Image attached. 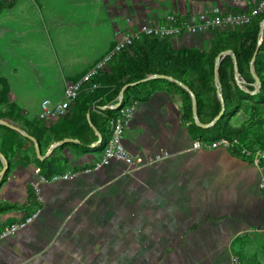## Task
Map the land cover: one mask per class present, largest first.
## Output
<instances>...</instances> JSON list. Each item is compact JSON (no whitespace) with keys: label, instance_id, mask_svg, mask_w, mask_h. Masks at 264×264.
<instances>
[{"label":"crops","instance_id":"0c3cea01","mask_svg":"<svg viewBox=\"0 0 264 264\" xmlns=\"http://www.w3.org/2000/svg\"><path fill=\"white\" fill-rule=\"evenodd\" d=\"M257 1L67 0V82L79 80L121 34L142 35L141 26L172 14L186 20L216 6L243 10ZM208 28L173 36L172 48L197 53L208 68ZM116 68L109 61L97 96L85 91L66 114L42 121L39 112H20L27 126L18 127L33 132L40 155L17 126H0V149L9 163L0 176V230L40 210L27 226L0 239V264H233L237 237L264 233V166L225 147H194L212 125L195 127L186 88L176 80L149 74L131 85L136 109L122 135L133 155H171L133 170L112 159L85 171L102 156L110 136L107 117L117 113ZM110 77L112 86L102 90ZM197 112L201 122H212L198 102ZM60 134L70 140L56 145ZM64 172L78 173L40 180ZM32 182H39L41 202Z\"/></svg>","mask_w":264,"mask_h":264},{"label":"rangeland","instance_id":"374dc122","mask_svg":"<svg viewBox=\"0 0 264 264\" xmlns=\"http://www.w3.org/2000/svg\"><path fill=\"white\" fill-rule=\"evenodd\" d=\"M261 1L263 0H258L243 10L233 9L236 12L250 15V21L244 25L209 26L208 29H211V41H208L210 45L222 41L239 46L245 29L264 13V8H262L257 14H252L255 8H259ZM262 23L263 19L260 27ZM66 24L67 0H0V119L2 120L0 126L8 122L13 126L25 127L27 117L21 116L20 112L28 116L37 114L42 110V103L45 99L49 98L52 103H55L63 98L65 87L69 84L67 82V56L69 55H67ZM176 25L180 27V30L175 34L157 37L141 33L142 35L134 37L132 44L148 36L150 39L157 38L163 42L166 46L164 50L170 46L172 48V37L188 31L186 21L177 18ZM263 40L264 34L261 37L259 30L257 43L261 41L262 44ZM100 47V42L93 46L95 49ZM157 50L158 53H156ZM164 50L160 49V52ZM152 54L153 63H160L162 56L159 49L153 50ZM260 54L264 58V45ZM93 55L94 53L87 54L88 57ZM120 60H123V57L112 59L116 64H120ZM225 64L230 72L231 62L226 61ZM244 68L246 72L251 71V68ZM169 70L171 71V68ZM136 75L134 73L133 77ZM239 75L242 82L238 81L235 72L229 78L231 87L229 96L231 101L239 107L235 111V107L228 102L225 119L230 118L228 124L239 127L240 132L232 136L224 135L223 138L235 144L236 152L242 147L256 151L264 148V100H255L251 96L259 88L257 83L255 81L248 83L240 73ZM185 78L196 85L208 102L207 110L213 112L218 101L221 102L216 81L215 85H211L210 88L200 87L198 85L200 83L199 74L194 69L190 70ZM111 83L110 77L104 89L110 88ZM249 84L253 90L249 89ZM39 120L51 119L39 118ZM214 120L215 118L212 121ZM261 165L264 166V158L261 160ZM231 250L234 258L233 264H264V233L254 232L237 237Z\"/></svg>","mask_w":264,"mask_h":264},{"label":"trees","instance_id":"16d2710c","mask_svg":"<svg viewBox=\"0 0 264 264\" xmlns=\"http://www.w3.org/2000/svg\"><path fill=\"white\" fill-rule=\"evenodd\" d=\"M264 19V13H262L260 16H258L253 22L252 25L249 26L247 29H245V32L240 40L239 46L236 45H230L223 43L222 41L214 42L211 45L210 51L207 54L205 60L207 62L208 68H205L202 65V59L198 57V54L190 51V50H172L171 46L164 50V44L163 42L159 41L157 38L150 39L148 36H145L142 41H136L134 44L128 45L124 47L120 52H118L112 59H119L123 57V60H120V64H117V68L114 69V71L119 75V85L118 88L115 89V93H119L121 88L131 82L142 80L145 76L149 74H155V73H163L167 75L173 76L175 79L181 80L185 82L196 94L197 102L199 106V111L202 109L205 114L209 116V119H205L207 122H211L215 116L219 113L221 109V102L218 101V104L215 108V110H207L208 102L204 99L199 89L196 88V85L192 84L191 82H187L185 75L188 74V72L192 69L196 70L199 74V81L198 85L206 86L207 88H210L211 85H215V64H216V57L218 54L226 49H231L237 59L239 73L241 74V77L247 81L248 83H252L255 81L253 74L251 71L246 72L244 67H247L250 69L251 59L253 57V54L257 48V39H258V33L260 29V22ZM264 40L262 44L260 45L259 52L257 54L256 60H255V71L258 74V76L261 79V85L258 88L257 92H255L253 95H251L255 100H264V58L260 56V52L263 49ZM159 49V53L162 56V60L160 63H153V50ZM160 49H163L164 51L160 52ZM166 49V48H165ZM158 53V50L156 51ZM150 55V56H149ZM127 60V61H126ZM112 61V60H111ZM226 61H230L232 64V70L229 72L226 68ZM115 62V61H113ZM171 68V71L169 70ZM104 68H102L99 73L92 78L91 81L86 82L84 84V88L79 94V96L75 99L78 100L81 95L85 93V91H89V97L94 99L99 90L100 87V75ZM219 78L222 84V93L225 98L226 102V109L228 102L232 104L236 109L239 107L238 104H234L231 101V98L229 96L231 92V87L229 83V78L232 76V73L234 72V59L232 55H226L220 62L219 65ZM136 73V77L134 75ZM112 81V79H111ZM113 82V81H112ZM93 83H98L99 86L96 88H91ZM112 84V83H111ZM249 89L253 90L251 84ZM131 85L125 89L124 96L122 99V103L118 108H115L117 111L116 115L119 113L120 108L124 105L130 104L135 102V96L131 93L129 89H131ZM102 90H105L102 88ZM185 93V100L187 102V106L189 111L192 112V101L189 92L187 90H183ZM213 115H212V114ZM225 113L224 115L217 120L210 128L209 136L212 140H216L219 138H223L225 136H232L235 134H238L240 132V128L237 126H230L228 124L229 119H225ZM114 115V116H116ZM113 115H109L107 117V123L110 117ZM109 126V124H108ZM195 127L199 128L200 130H206V128L199 126L198 124H195ZM29 134H33L32 131H28ZM67 135V134H65ZM203 136V135H202ZM209 136L204 135V139L208 138ZM64 135L60 134L58 136V140L62 139ZM40 145V142H39ZM251 146V145H249ZM1 150V149H0ZM4 156H6V152L4 150H1ZM53 175V174H52ZM51 176V175H50Z\"/></svg>","mask_w":264,"mask_h":264},{"label":"built area","instance_id":"2783aa9c","mask_svg":"<svg viewBox=\"0 0 264 264\" xmlns=\"http://www.w3.org/2000/svg\"><path fill=\"white\" fill-rule=\"evenodd\" d=\"M264 8V0L260 2L259 8H255L252 12L253 15L257 14L259 10ZM176 15L166 16L164 21H156L149 23L147 25L141 26L139 33H145L147 35H155L157 37H164L167 35H172L179 32L180 27L176 25L177 20ZM186 21V26L188 31L198 30L200 28H207L211 25L227 27L232 24H245L250 21V15L243 12H236L233 9L216 6L213 7L198 16H190ZM185 32V31H184ZM135 36H138V33L134 34H121L113 48L94 66H92L87 72H85L82 77L74 82H70L67 87H65V93L63 98L59 102L52 103L51 100L45 99L42 103V110L39 112V116L45 119H53L63 115L70 108L71 102L74 101L81 91L84 88V84L92 80L99 71L106 66V64L112 60V58L120 52L124 47L131 45ZM98 83H93L91 88L98 87ZM120 99V98H119ZM122 103V102H121ZM121 105V104H120ZM136 109V102L124 105L120 108L119 113L116 116H112L108 120L110 136L105 143L104 151L102 156L96 160L92 165L87 167L85 171H92L100 169L102 166L108 164L112 159L120 160L127 165L128 170H133L141 168L143 166L154 163L155 161L168 157L171 154L167 151H162L154 158L144 159L141 156L133 155L130 151L124 146L122 142V135L125 129L127 128L130 120L132 119ZM235 144L230 142L226 138H219L213 141H207L203 138H198L194 142V147L196 148H216V147H225L228 149H234ZM238 153L242 156L251 158L257 166L261 165V160L264 158V148L257 149L256 151H250L245 147L239 149ZM78 172H64L62 174H53L49 176H41L40 180L42 182H54L59 179H68L75 175ZM32 187L34 189L35 198L38 202L42 201L40 196V187L39 182H32ZM39 208L25 218L12 222L5 225L0 230V239L5 238L9 235H12L29 223H31L39 213ZM234 263V258H233Z\"/></svg>","mask_w":264,"mask_h":264},{"label":"water","instance_id":"95a60500","mask_svg":"<svg viewBox=\"0 0 264 264\" xmlns=\"http://www.w3.org/2000/svg\"><path fill=\"white\" fill-rule=\"evenodd\" d=\"M260 36L262 37L263 34H264V19H263V23L260 27ZM260 45H261V41L258 43L257 45V48L253 54V57L251 59V64H250V68H251V71L253 73V76H254V79H255V82L257 83L258 87H260L261 85V79L260 77L258 76V74L256 73L255 71V68H254V62L256 60V57H257V54L259 52V49H260ZM232 55L233 56V59H234V72H235V76L236 78L238 79V81L242 82L241 78H240V75H239V71H238V63H237V59L233 53V51L231 49H226L222 52H220L218 54V56L216 57V64H215V81L217 83V92L219 93L220 95V98H221V109L219 111V113L217 114V116L215 117V120L212 121L210 124L209 123H203L200 121L199 119V116H198V112H197V97H196V94L193 92V90L185 83H183L182 81L180 80H177V79H174L173 76L171 75H167V74H163V73H155V74H151L149 77L150 78H154V77H157V78H169V79H172V80H176L178 83H180L184 88H186V90H188V92L191 93L192 95V110H193V115H194V118H195V121L196 123L199 125V126H202V127H209L210 125H213L217 120H219L225 113V109H226V102H225V98L223 96V93L221 92L222 91V84H221V81H220V78H219V72H218V69H219V65H220V62L221 60L226 56V55ZM139 81H135V82H131V83H127L125 84L120 90V99L118 101V103L115 105V108H118L122 102V99H123V96H124V92H125V89L127 87H129L130 85L132 84H135V83H138ZM0 121H2L0 119ZM4 124L8 125V126H11V127H15L13 126L12 124L8 123V122H4ZM17 130H19L20 132H22L25 136L31 138L35 143H36V151L37 153L40 155V149H39V146L37 144V140L34 136L30 135L28 132L22 130L20 127H15ZM67 140H70L69 138L65 137L63 139H61L59 142H57L56 145L58 144H63L64 142H66ZM0 157L3 159V167L0 171V176H3L5 173H6V170L9 166V163H8V160L7 158L3 155V153L1 152L0 150Z\"/></svg>","mask_w":264,"mask_h":264}]
</instances>
